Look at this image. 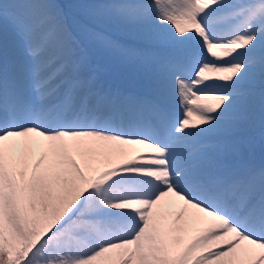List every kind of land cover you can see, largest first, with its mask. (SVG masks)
<instances>
[{
	"label": "snow or ice",
	"instance_id": "snow-or-ice-1",
	"mask_svg": "<svg viewBox=\"0 0 264 264\" xmlns=\"http://www.w3.org/2000/svg\"><path fill=\"white\" fill-rule=\"evenodd\" d=\"M0 264H264V0H0Z\"/></svg>",
	"mask_w": 264,
	"mask_h": 264
},
{
	"label": "rangeland",
	"instance_id": "rangeland-1",
	"mask_svg": "<svg viewBox=\"0 0 264 264\" xmlns=\"http://www.w3.org/2000/svg\"><path fill=\"white\" fill-rule=\"evenodd\" d=\"M61 2L68 4L64 0H61ZM74 2H76V1H72V3H74ZM97 29H98V27H97ZM98 30L101 31L100 29H98ZM92 46L94 48L95 58L102 60L104 62V65H107V66L103 67V69L105 70V74H107V73L119 74L120 76L123 77L124 81H126L132 85H135V84L138 86L146 85V83H147L146 76H145V73L143 71H140V70L128 71L126 69H123L118 64V62H116L113 58H111L107 54H104L98 45L92 44ZM255 150L257 151V153H260V155H261V149H259V147L256 145H255L254 151Z\"/></svg>",
	"mask_w": 264,
	"mask_h": 264
},
{
	"label": "bare ground",
	"instance_id": "bare-ground-1",
	"mask_svg": "<svg viewBox=\"0 0 264 264\" xmlns=\"http://www.w3.org/2000/svg\"><path fill=\"white\" fill-rule=\"evenodd\" d=\"M88 49H89V47L87 46V51H88ZM256 146L260 147L258 141H257V143H256ZM253 154H254V153H253Z\"/></svg>",
	"mask_w": 264,
	"mask_h": 264
}]
</instances>
